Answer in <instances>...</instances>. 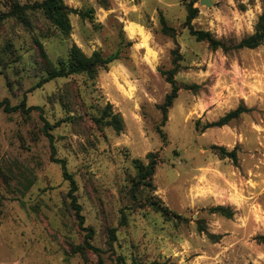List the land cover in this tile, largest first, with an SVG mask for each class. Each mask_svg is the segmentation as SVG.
Segmentation results:
<instances>
[{"label": "rangeland", "instance_id": "obj_1", "mask_svg": "<svg viewBox=\"0 0 264 264\" xmlns=\"http://www.w3.org/2000/svg\"><path fill=\"white\" fill-rule=\"evenodd\" d=\"M43 1L0 0V100L29 109H0V264H264V43L235 48L254 34L264 0H63L78 12L67 36L40 10L10 16ZM190 6L193 29L231 50L197 41ZM73 46L120 59L95 79L43 83L48 61ZM176 67L163 140L162 73ZM239 107L247 111L213 126ZM106 112L121 116L122 133ZM149 154L152 188L137 185L134 165ZM53 158L66 161L74 188Z\"/></svg>", "mask_w": 264, "mask_h": 264}, {"label": "trees", "instance_id": "obj_2", "mask_svg": "<svg viewBox=\"0 0 264 264\" xmlns=\"http://www.w3.org/2000/svg\"><path fill=\"white\" fill-rule=\"evenodd\" d=\"M25 10H40L44 13L46 18L64 35H70L72 32V24L70 21L71 14H77V10H74L68 7L63 0H44L42 3H35L32 6H19V4L14 6L11 15L20 14L21 16L25 15ZM198 10L194 9L193 6H190L188 9V16H187V26H191L192 21L197 17ZM163 24V31L167 34L174 35V30L170 28L166 21L162 19ZM191 33L193 36L196 37L198 42H207L210 47L214 50L223 49L225 51L231 50V47L227 46L225 42L217 40L210 32L205 31H197L194 30L193 27H190ZM264 43V12L259 17L258 22L255 27V32L252 36L242 40L237 46L236 49H256ZM176 46L178 44L176 43ZM175 55L178 54V49L173 52ZM46 61H48L47 56H45ZM179 57V56H177ZM120 59V52H116L114 54L109 55L108 57H104L100 52H94L91 57L86 56L80 48L77 46H73L69 52L68 59H60L56 64L48 61L47 66V74L48 77L43 83H48L54 79L58 78H67L72 75H81L86 74L90 78L95 79L99 69L108 68L111 64L119 61ZM166 76L167 82L171 85V92L165 97L164 103L160 106V110L162 113V121L158 128V133L160 134L163 140L166 139V134L162 131V127H164L168 122V112L173 107L175 100L178 98V93L180 91L177 82L175 80V76L178 74V68L162 73ZM40 87V86H38ZM4 109L7 113H13L20 109L24 111H29L26 108L25 103L18 107H12L8 101H1L0 100V109ZM110 109V106H108ZM247 110L244 107H239L237 110L230 112L225 118L220 120L218 123L214 124L213 126L223 127L230 123L232 120L239 118L240 115L245 113ZM105 118H109L105 123V125L112 127L117 134L122 133L123 131V121L120 115H114L112 112L107 113ZM104 118H101V121L98 120L97 123H102ZM212 126V125H211ZM51 125L45 121L44 131L47 137L50 140L52 148L54 149V138L53 135L50 133ZM233 153V152H232ZM54 154V153H53ZM235 160L237 159L233 154H230ZM153 155L149 154L148 158L151 159V162L148 165H144L141 161L136 160L134 161L135 168L138 171L137 176V185L147 188H152V179L155 174L156 167L158 162L156 159L152 158ZM54 161L62 165L64 176L67 180H69L72 184V187H75V181L73 177L68 174L66 161L65 160H56L53 158ZM135 186L134 188H136ZM71 205L75 209L77 217L80 220V225H84V217L81 215V206L77 204L76 197L74 196L73 192L71 193ZM155 207L156 212H162L164 215L169 214L167 209L160 210L156 203L151 204ZM216 211L223 212L226 216L232 217V213L222 209L216 208ZM116 229L110 231V238L112 241H115L116 238ZM91 249L98 251L96 248H93L89 242H86Z\"/></svg>", "mask_w": 264, "mask_h": 264}, {"label": "water", "instance_id": "obj_3", "mask_svg": "<svg viewBox=\"0 0 264 264\" xmlns=\"http://www.w3.org/2000/svg\"><path fill=\"white\" fill-rule=\"evenodd\" d=\"M201 3L206 6H211V0H202Z\"/></svg>", "mask_w": 264, "mask_h": 264}, {"label": "bare ground", "instance_id": "obj_4", "mask_svg": "<svg viewBox=\"0 0 264 264\" xmlns=\"http://www.w3.org/2000/svg\"><path fill=\"white\" fill-rule=\"evenodd\" d=\"M130 30H131V31L134 33V31H133L132 27L130 28ZM130 30H129V31H130ZM142 46H143V45H142Z\"/></svg>", "mask_w": 264, "mask_h": 264}]
</instances>
